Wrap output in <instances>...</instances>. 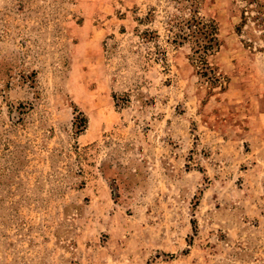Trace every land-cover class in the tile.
I'll return each instance as SVG.
<instances>
[{"label":"rangeland","instance_id":"obj_1","mask_svg":"<svg viewBox=\"0 0 264 264\" xmlns=\"http://www.w3.org/2000/svg\"><path fill=\"white\" fill-rule=\"evenodd\" d=\"M197 1L206 63L183 0H0V264H264V0Z\"/></svg>","mask_w":264,"mask_h":264},{"label":"trees","instance_id":"obj_2","mask_svg":"<svg viewBox=\"0 0 264 264\" xmlns=\"http://www.w3.org/2000/svg\"><path fill=\"white\" fill-rule=\"evenodd\" d=\"M197 0H183V4L188 9V17L184 19L187 31L183 39L192 40L194 52H199L200 63L205 62V56L216 51L219 47L218 27L213 20H207L198 14ZM76 119L85 124L86 118L82 112H77Z\"/></svg>","mask_w":264,"mask_h":264}]
</instances>
